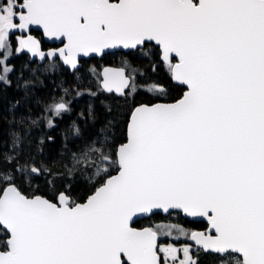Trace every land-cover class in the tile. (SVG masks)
<instances>
[{
  "label": "snow or ice",
  "instance_id": "1",
  "mask_svg": "<svg viewBox=\"0 0 264 264\" xmlns=\"http://www.w3.org/2000/svg\"><path fill=\"white\" fill-rule=\"evenodd\" d=\"M33 26L63 47L42 50ZM110 50L120 66L81 79L80 58ZM165 68L183 89L171 103L150 74ZM57 69L75 87L41 95ZM12 87L27 110L0 151V264H264V0H0V92ZM83 96L129 106L124 141L94 131V104L72 118ZM157 210L207 224L132 226Z\"/></svg>",
  "mask_w": 264,
  "mask_h": 264
},
{
  "label": "trees",
  "instance_id": "2",
  "mask_svg": "<svg viewBox=\"0 0 264 264\" xmlns=\"http://www.w3.org/2000/svg\"><path fill=\"white\" fill-rule=\"evenodd\" d=\"M29 58L21 53L19 55H14L11 58V63L14 64L17 68H19L22 64H24ZM122 57L118 60L111 55L105 56L103 59L93 58L88 61L81 62L80 68V77L83 79L85 76L88 77L89 81L93 80L95 77L89 71L92 68H96L99 70L102 64L106 65H114L118 62H121ZM137 64H140L141 61H135ZM144 69L150 71V65L144 63ZM156 79L162 81L169 88V96L165 101L162 102H175V99H178L183 94V89L178 88L172 81L169 80L167 69H161L158 73H150ZM43 79V77H42ZM13 81H15V76H13ZM73 83V84H72ZM66 84L69 87H75L73 82V77L67 71L61 72L59 69L54 74H49V78L46 79L44 87L41 91V95H46L49 92L60 91L61 85ZM19 92L15 89V87L7 88L4 91L0 92V151L7 152L10 145L8 144L9 137L11 135V131L13 129V120H19L20 115L23 114L27 109L25 106H21L18 110H13L12 105L14 101L19 97ZM73 100V119L78 123L82 121V117L80 113L83 112L89 104H94L99 116L100 120L97 124V128L94 129L100 130V126L104 125L103 132L108 135L109 141L113 143H119L126 139V126H127V118H128V108L129 106L124 104L122 99L120 98H111L102 96L100 99L94 100L88 96H83L79 99L75 97H71ZM140 99H146L145 97H141ZM101 101H103L101 103ZM107 121V124L105 123ZM18 126V125H17ZM87 127V125H85ZM63 128V124H61L60 128L53 132V136L55 137V141L53 144L49 145L48 152L55 155L60 148L62 147V137L61 130ZM47 130V129H45ZM38 131V130H37ZM39 136L33 135L29 137L25 141V148L28 150L29 148L35 154L36 152V142L38 141ZM91 186L85 185L81 182L77 186L76 195L80 197L82 200L86 198V194L90 193ZM27 191V189H26ZM39 192L48 194L47 188L41 183L39 187ZM148 220H141L135 223L136 227H143L146 225ZM199 264H218L215 256L211 254L201 253L199 257Z\"/></svg>",
  "mask_w": 264,
  "mask_h": 264
},
{
  "label": "flooded vegetation",
  "instance_id": "3",
  "mask_svg": "<svg viewBox=\"0 0 264 264\" xmlns=\"http://www.w3.org/2000/svg\"><path fill=\"white\" fill-rule=\"evenodd\" d=\"M29 34L33 35L38 41H40L41 48L44 51L49 50V49H55V48H58V47H60V46L63 45L61 42H58V41H55V40H53V42H49L48 40L45 39V36L41 32H39V31L31 30V32ZM17 35H20V34L17 33ZM12 42L14 44L16 43L15 37L12 38ZM114 53H109L107 55H111L112 57H114V58H116V59L119 60L121 58V56L120 55H117V54H114ZM107 55H105V56H107ZM114 65H119V64H114ZM173 215L177 216L178 217V220H174L173 218H171V216H173ZM144 220H148V222L146 223V225H144V226H148V227H152V224L153 223H158V222H166V223H169V222H171V223H178L180 228H184L186 230L203 231L205 229V226H206V223L205 222L187 221V220L183 219L181 217V215L179 213H177V212H172L170 215H168L166 217L165 216H162V215H160V214L157 213V214H154L151 217H149L147 219H144ZM133 226L136 227L135 224Z\"/></svg>",
  "mask_w": 264,
  "mask_h": 264
},
{
  "label": "water",
  "instance_id": "4",
  "mask_svg": "<svg viewBox=\"0 0 264 264\" xmlns=\"http://www.w3.org/2000/svg\"><path fill=\"white\" fill-rule=\"evenodd\" d=\"M32 30H34V31H39V32H41L42 34H43V30L42 29H39V28H37L36 26H33V28H32ZM18 34H20V33H18ZM29 34V33H28ZM21 35V34H20ZM44 35V34H43ZM33 36V35H32ZM45 36V35H44ZM34 37V36H33ZM35 38V37H34ZM36 39V38H35ZM45 39L46 40H48L49 42H53V40L52 39H49L48 37H46L45 36ZM55 41H57V40H55ZM58 42H60V41H58ZM60 47H63V45L62 46H60ZM49 50H52V49H49ZM49 50H46L45 52H47V51H49ZM117 50H110L109 51V53H114V52H116ZM119 51H122V50H119ZM25 55H27L29 58H30V54L29 53H24ZM105 56V55H104ZM104 56H97V55H95V54H92V55H90V56H88V57H81L80 58V62H82V61H88V60H90V59H93V58H97V59H102ZM118 66H120V65H106V64H103L102 66H101V68H103V67H118ZM80 68H81V64H80ZM174 84H175V82L174 81H172ZM176 85V84H175ZM162 102V101H161ZM169 103H171V102H169ZM126 132H127V126H126ZM172 212H177V213H179L180 215H181V217L183 218V219H185V220H187V221H195V222H205L206 224H207V221H205V220H202V219H199V218H191V217H187V216H185V214H183L182 212H180V211H178V210H171L170 211V213H164V212H162V211H159V210H157L154 214H160V215H162V216H168V215H170ZM154 214H152V215H154ZM152 215H150V216H142V217H136V218H134V223H133V225L136 223V222H138V221H141V220H144V219H147V218H149V217H151ZM132 225V226H133ZM133 227H135V226H133ZM145 227H148V226H143V227H135V228H137V229H142V228H145Z\"/></svg>",
  "mask_w": 264,
  "mask_h": 264
},
{
  "label": "rangeland",
  "instance_id": "5",
  "mask_svg": "<svg viewBox=\"0 0 264 264\" xmlns=\"http://www.w3.org/2000/svg\"><path fill=\"white\" fill-rule=\"evenodd\" d=\"M120 63H121V62H118L117 64L120 65ZM171 218H173L174 220H178V217L175 216V215L171 216ZM157 226H160L161 229H166V228H168V227H170V226H176V227H179V224H178V223H171V222H169V223H166V222H158V223H153V224H152V228H154V229H156ZM179 228H180V227H179ZM174 234H175V233H174ZM160 240H161L162 242H167V243H173V242H174L170 237H167V236H165V235H161V236H160Z\"/></svg>",
  "mask_w": 264,
  "mask_h": 264
},
{
  "label": "bare ground",
  "instance_id": "6",
  "mask_svg": "<svg viewBox=\"0 0 264 264\" xmlns=\"http://www.w3.org/2000/svg\"><path fill=\"white\" fill-rule=\"evenodd\" d=\"M73 84V83H72Z\"/></svg>",
  "mask_w": 264,
  "mask_h": 264
}]
</instances>
